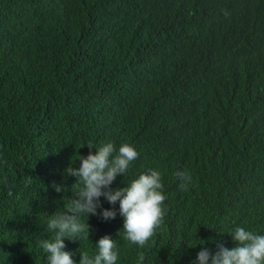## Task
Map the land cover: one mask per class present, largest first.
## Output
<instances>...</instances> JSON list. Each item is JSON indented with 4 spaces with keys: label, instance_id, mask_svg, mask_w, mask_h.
Wrapping results in <instances>:
<instances>
[{
    "label": "trees",
    "instance_id": "obj_1",
    "mask_svg": "<svg viewBox=\"0 0 264 264\" xmlns=\"http://www.w3.org/2000/svg\"><path fill=\"white\" fill-rule=\"evenodd\" d=\"M164 95L185 128L163 132L138 108ZM107 141L139 152L112 188L157 169L166 212L142 250L101 198L117 216H90V240L65 241L77 264L105 235L119 264L139 251L191 264L233 247L234 226L264 234V202L227 200L264 192V0H0V264H44L45 220L77 187L65 170ZM178 172L192 176L185 192Z\"/></svg>",
    "mask_w": 264,
    "mask_h": 264
},
{
    "label": "clouds",
    "instance_id": "obj_2",
    "mask_svg": "<svg viewBox=\"0 0 264 264\" xmlns=\"http://www.w3.org/2000/svg\"><path fill=\"white\" fill-rule=\"evenodd\" d=\"M138 108L145 112L154 110L157 121L163 125V132L171 133V128L187 126L180 124L182 115L176 117V104L169 95L141 103ZM86 144L90 149L95 148V153L90 151L87 156H79V166H69L65 170L67 176L77 178L74 185L77 186L76 191L68 198L67 203H63V211L49 214L45 220L44 231L47 235L39 240L38 245L44 255V264H77L74 254L66 250L65 241L90 240V216L99 215L105 221L117 216V209L105 208L101 198L113 206L119 203L118 213L124 221L119 232L120 239L138 249H148L162 226L166 198L162 195L164 188L161 173L150 168L125 181V187L112 188L117 177H126L134 161L138 159L139 152L128 142L119 146L111 141ZM173 179L180 192L187 191L192 183L190 174L178 172ZM52 188L56 193L67 191L63 185L55 182ZM227 200H239L242 202L241 207H247L263 203L264 192H248L240 198ZM85 219L87 223L84 222ZM226 233L231 235L233 247L219 244L215 253L202 247L191 264H264V234L239 225ZM205 243L204 241L198 245ZM79 254V264H119L120 247L117 240L105 235L94 243L91 252L82 250L81 247ZM136 264H148L145 251L138 252Z\"/></svg>",
    "mask_w": 264,
    "mask_h": 264
}]
</instances>
